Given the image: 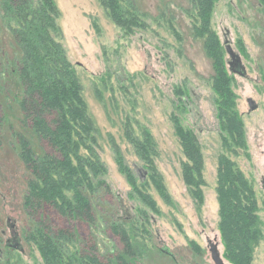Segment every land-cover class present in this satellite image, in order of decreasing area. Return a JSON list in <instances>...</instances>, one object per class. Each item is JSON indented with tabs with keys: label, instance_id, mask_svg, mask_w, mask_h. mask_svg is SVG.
I'll return each instance as SVG.
<instances>
[{
	"label": "rangeland",
	"instance_id": "rangeland-1",
	"mask_svg": "<svg viewBox=\"0 0 264 264\" xmlns=\"http://www.w3.org/2000/svg\"><path fill=\"white\" fill-rule=\"evenodd\" d=\"M134 1L149 27L130 36L115 25L98 0H57L63 44L83 83L88 110L98 129L108 184L114 194L104 198V212L99 211L97 215L100 221L98 256L104 264H175L162 252L168 248L181 264L202 260L214 264L208 240L216 243L217 239L222 258L226 264H232L224 255L217 193L219 160L226 155L254 189L262 240L255 250L253 264H264V14L259 0H219L212 19V30L224 54L225 69L233 79L235 107L245 131L244 148L224 143L230 135L220 126L216 101L219 96L213 86L216 62L206 50V39L195 35L191 0ZM226 41L241 57L245 76L230 72ZM17 59L15 43L2 28L0 264H42L36 246L26 241L33 223L24 210L29 173L19 158L15 140L17 134L24 133L19 109L21 87L18 77L11 75ZM180 88L187 96L176 94ZM181 99L190 101L192 114L179 104ZM250 99L257 104L256 111H251ZM176 117L195 131L202 146L206 181L202 205L193 198L183 178L182 165L186 157L176 132ZM128 127L141 140L144 135L152 136L158 150L153 156L154 163L169 200L159 193L150 169H143L144 162L135 145L126 137ZM29 135L34 148L39 150L37 137L34 133ZM122 157L133 170L143 188L141 191H146L155 202L157 211L144 205L122 174L119 162ZM141 211H146L151 218L147 234L138 230L144 225ZM101 217L107 225L101 223ZM114 223L126 225L137 249L135 258L125 256L122 261L124 244L108 243L111 239L108 227ZM132 226L136 227L135 232ZM76 231L81 236L78 235L75 247L83 254L87 245L82 244L81 230L77 227ZM16 236L23 254L18 248L6 247V242Z\"/></svg>",
	"mask_w": 264,
	"mask_h": 264
},
{
	"label": "trees",
	"instance_id": "trees-1",
	"mask_svg": "<svg viewBox=\"0 0 264 264\" xmlns=\"http://www.w3.org/2000/svg\"><path fill=\"white\" fill-rule=\"evenodd\" d=\"M98 1L127 35L148 30L145 15L134 0ZM218 1L191 0L190 13L195 35L206 39V50L216 62L213 86L219 96L216 101L220 126L230 135L224 143L244 148L245 131L235 107L231 89L233 79L225 69L224 54L212 30ZM259 6L264 14V0H259ZM0 12V34L2 28L9 32L18 53L11 75L18 77L22 96L19 109L24 133L17 134L15 140L19 158L29 173L24 210L33 225L26 241L36 246L42 264H104L96 249L100 224L97 215L104 212V198L114 194L108 184V170L100 155L98 129L88 110L83 83L63 44L57 0H0ZM176 94L187 96L181 88ZM179 102L192 114L190 101L181 99ZM174 124L186 157L182 165L183 178L193 198L202 205L206 186L202 146L195 131L185 127L181 119L176 117ZM29 133L37 137L39 150L34 148ZM133 133L134 130L128 127L126 137L135 145L144 162L143 169H150L159 193L169 200L163 178L154 163L153 156L158 150L152 136L144 135L141 140ZM229 151L234 152L232 148ZM119 162L122 174L132 184L139 199L157 211L151 196L141 191L143 188L125 159L122 157ZM217 193L225 257L232 264H253L255 250L262 240L258 202L250 182L226 155L219 160ZM140 213L144 225L138 230L147 234L151 218L146 211ZM100 220L107 225L102 217ZM77 227L82 232V244L87 245L83 254L75 247L79 235ZM108 229L111 232L108 243L125 246L122 261L125 256L135 258L137 249L126 225L114 223ZM131 230L135 232L136 227L132 226ZM103 242L107 243L105 239ZM9 245L6 242L8 249H14Z\"/></svg>",
	"mask_w": 264,
	"mask_h": 264
},
{
	"label": "water",
	"instance_id": "water-1",
	"mask_svg": "<svg viewBox=\"0 0 264 264\" xmlns=\"http://www.w3.org/2000/svg\"><path fill=\"white\" fill-rule=\"evenodd\" d=\"M224 45L226 48V52H227V54L231 60L229 62L230 72L232 74H239L241 76H245L246 70H245V67L242 65L241 57L234 51V49H233L232 45L229 43V41H226V43ZM249 105H250L251 111H256L258 109L257 104L252 99L249 100ZM17 239H18L17 242L14 243L13 245H16L15 247H17L18 250H20L23 253L24 249L22 248V245L20 243L19 238H17ZM11 241H13V239ZM215 241H216V243H213L211 240L208 241L209 245H213L211 248L213 262L215 264H226L224 259L222 258L221 252L218 248L219 244H218L217 239ZM162 252L164 254L169 255L170 251L168 248H165L162 250Z\"/></svg>",
	"mask_w": 264,
	"mask_h": 264
},
{
	"label": "flooded vegetation",
	"instance_id": "flooded-vegetation-1",
	"mask_svg": "<svg viewBox=\"0 0 264 264\" xmlns=\"http://www.w3.org/2000/svg\"><path fill=\"white\" fill-rule=\"evenodd\" d=\"M4 234H5V232H4ZM18 237L16 236V237H14L13 238V241H11L12 239H10L9 241H8V243L10 244L9 246H11V247H13V248H17V247H15L16 245H13L14 243H16L17 242V239ZM209 241V240H208ZM212 246L213 245H209V251L211 252V248H212ZM218 248H219V245H218ZM198 249H201L200 247H198ZM166 255H168V254H166ZM169 257H171L172 258V260H173V262L175 263V264H181L180 263V260L176 257V255L174 254V253H172V252H169ZM211 257H212V253H211ZM213 260V259H212ZM193 264H206L205 262H203V260L202 261H199L198 263H193ZM215 264V263H214Z\"/></svg>",
	"mask_w": 264,
	"mask_h": 264
}]
</instances>
